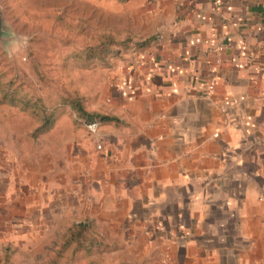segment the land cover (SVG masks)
Masks as SVG:
<instances>
[{"label":"crops","instance_id":"crops-1","mask_svg":"<svg viewBox=\"0 0 264 264\" xmlns=\"http://www.w3.org/2000/svg\"><path fill=\"white\" fill-rule=\"evenodd\" d=\"M153 6L94 144L55 141L54 187L96 198L125 264H264V0Z\"/></svg>","mask_w":264,"mask_h":264},{"label":"rangeland","instance_id":"rangeland-1","mask_svg":"<svg viewBox=\"0 0 264 264\" xmlns=\"http://www.w3.org/2000/svg\"><path fill=\"white\" fill-rule=\"evenodd\" d=\"M153 1L0 0V264L133 260L96 198L54 187L55 141L93 142L73 106L105 116L124 61L163 23Z\"/></svg>","mask_w":264,"mask_h":264},{"label":"trees","instance_id":"trees-1","mask_svg":"<svg viewBox=\"0 0 264 264\" xmlns=\"http://www.w3.org/2000/svg\"><path fill=\"white\" fill-rule=\"evenodd\" d=\"M147 45V44H146ZM146 45L144 46H141L140 48H144ZM78 105H75L73 106V108L75 109L76 113L78 114V116H80V119L81 121L83 122H89V121H92V120H99L100 117H98L97 115H94V114H91L89 112H86L85 110L82 109V107H79L77 108ZM77 108V109H76ZM45 121L47 122V119H45ZM50 128L48 127H42L41 129L38 130V132H45V131H48ZM77 228L78 229H85L86 228V225L83 224V223H80L77 225Z\"/></svg>","mask_w":264,"mask_h":264},{"label":"built area","instance_id":"built-area-1","mask_svg":"<svg viewBox=\"0 0 264 264\" xmlns=\"http://www.w3.org/2000/svg\"><path fill=\"white\" fill-rule=\"evenodd\" d=\"M83 125L86 129V131L88 132V134L90 136H92L94 139L99 131V128H100V125H101V121L100 120H92V121H89V122H83ZM96 149L97 150H101V145L100 143H97L96 144Z\"/></svg>","mask_w":264,"mask_h":264},{"label":"water","instance_id":"water-1","mask_svg":"<svg viewBox=\"0 0 264 264\" xmlns=\"http://www.w3.org/2000/svg\"><path fill=\"white\" fill-rule=\"evenodd\" d=\"M0 15H1V13H0Z\"/></svg>","mask_w":264,"mask_h":264}]
</instances>
